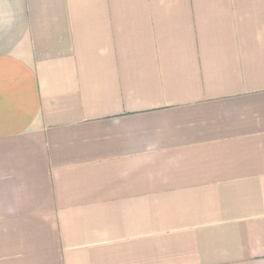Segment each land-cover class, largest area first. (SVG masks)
<instances>
[{
	"label": "crops",
	"instance_id": "crops-1",
	"mask_svg": "<svg viewBox=\"0 0 264 264\" xmlns=\"http://www.w3.org/2000/svg\"><path fill=\"white\" fill-rule=\"evenodd\" d=\"M0 264H264V0H0Z\"/></svg>",
	"mask_w": 264,
	"mask_h": 264
}]
</instances>
